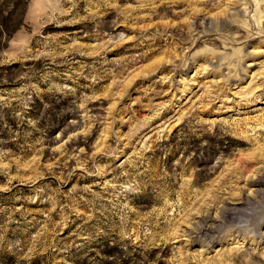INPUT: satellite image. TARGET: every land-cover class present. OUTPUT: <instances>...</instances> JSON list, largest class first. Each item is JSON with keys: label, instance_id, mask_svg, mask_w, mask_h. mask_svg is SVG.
<instances>
[{"label": "rangeland", "instance_id": "rangeland-1", "mask_svg": "<svg viewBox=\"0 0 264 264\" xmlns=\"http://www.w3.org/2000/svg\"><path fill=\"white\" fill-rule=\"evenodd\" d=\"M258 180L264 0H0V264H264Z\"/></svg>", "mask_w": 264, "mask_h": 264}, {"label": "bare ground", "instance_id": "bare-ground-1", "mask_svg": "<svg viewBox=\"0 0 264 264\" xmlns=\"http://www.w3.org/2000/svg\"><path fill=\"white\" fill-rule=\"evenodd\" d=\"M258 184H259V186H261V188L262 189H258V190H264L263 188H264V182L262 181V180H258ZM225 213H226V215H228L229 217L231 216V215H233L234 213H238V208H235V207H225V210H224V215H225ZM225 215V216H226ZM211 219V218H210ZM211 221V220H210ZM215 221V220H214ZM204 222H205V230L206 231H213L214 230V228L215 227H213L212 225H211V223H209V219H204Z\"/></svg>", "mask_w": 264, "mask_h": 264}]
</instances>
